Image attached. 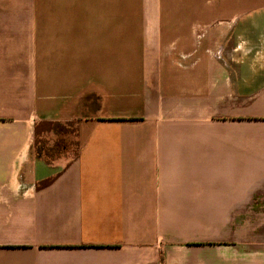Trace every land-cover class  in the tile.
Listing matches in <instances>:
<instances>
[{"label":"crops","instance_id":"1","mask_svg":"<svg viewBox=\"0 0 264 264\" xmlns=\"http://www.w3.org/2000/svg\"><path fill=\"white\" fill-rule=\"evenodd\" d=\"M0 264H264V0H0Z\"/></svg>","mask_w":264,"mask_h":264}]
</instances>
